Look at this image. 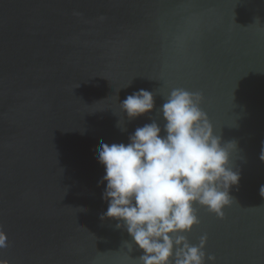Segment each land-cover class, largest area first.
I'll return each instance as SVG.
<instances>
[{"label": "water", "instance_id": "95a60500", "mask_svg": "<svg viewBox=\"0 0 264 264\" xmlns=\"http://www.w3.org/2000/svg\"><path fill=\"white\" fill-rule=\"evenodd\" d=\"M174 88L202 94L240 173L222 218L196 206L189 241L206 234L215 264H264V0H0V259L137 264L100 219L97 148L163 127ZM140 89L155 108L129 122L120 102Z\"/></svg>", "mask_w": 264, "mask_h": 264}, {"label": "clouds", "instance_id": "9594fccd", "mask_svg": "<svg viewBox=\"0 0 264 264\" xmlns=\"http://www.w3.org/2000/svg\"><path fill=\"white\" fill-rule=\"evenodd\" d=\"M202 98L199 92L174 88L158 110L163 127L153 119L137 127L128 143L101 141L97 148L107 203L100 219L127 232L131 241L123 246L142 253L137 264H215V256L205 251L207 235L193 244L188 234L199 224L197 205L223 217L235 201L230 190L239 184L240 173L232 162L236 142H222L200 107ZM120 106L129 122L149 116L154 93L140 89ZM117 127L126 131L120 121ZM260 159L264 162V144ZM260 195L264 198V185ZM7 246L0 230V249Z\"/></svg>", "mask_w": 264, "mask_h": 264}]
</instances>
